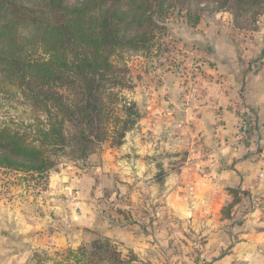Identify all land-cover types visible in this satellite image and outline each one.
<instances>
[{"label":"rangeland","instance_id":"374dc122","mask_svg":"<svg viewBox=\"0 0 264 264\" xmlns=\"http://www.w3.org/2000/svg\"><path fill=\"white\" fill-rule=\"evenodd\" d=\"M195 15L199 21L192 26L185 12L169 9L154 18L164 29L154 30L143 50L115 58L127 73L126 87L116 90L121 104L134 105L137 114L121 145L106 141L82 160L56 158L55 167L42 174L0 167V204L5 206L42 209L53 178L67 188L68 199L57 215L63 219L60 228L67 225L71 249H39L29 264H78V251L89 252L95 241L108 243L125 264H258L244 241L250 231L264 229L256 223L264 220V199L241 195L232 216H226L233 196L212 182L224 166L216 163V153L238 146L227 140L216 149L204 145L193 116L181 113L180 105L185 88L194 93L200 73L195 59L206 55L195 52L193 32L209 23L221 26L239 52L250 55L254 33L264 31V10L255 32L252 22L240 27L216 2L200 3L191 18ZM220 79L208 81L223 85ZM236 83L229 86L237 98L242 85ZM9 115L15 116L14 111ZM223 118L222 112L216 117L218 129ZM247 143L240 145H251L254 138Z\"/></svg>","mask_w":264,"mask_h":264},{"label":"trees","instance_id":"16d2710c","mask_svg":"<svg viewBox=\"0 0 264 264\" xmlns=\"http://www.w3.org/2000/svg\"><path fill=\"white\" fill-rule=\"evenodd\" d=\"M202 2H216L244 29L252 22V32L264 10V0H0V113L9 111L0 119V167L42 174L56 158L121 145L137 114L121 104L116 90L127 73L115 58L143 50L164 29L154 18L169 9L194 26ZM227 191L231 217L244 195ZM110 248L95 241L77 263L125 264Z\"/></svg>","mask_w":264,"mask_h":264},{"label":"crops","instance_id":"0c3cea01","mask_svg":"<svg viewBox=\"0 0 264 264\" xmlns=\"http://www.w3.org/2000/svg\"><path fill=\"white\" fill-rule=\"evenodd\" d=\"M223 29L209 23L193 32L195 52L206 55L194 56L199 63L200 73L195 76L194 93L185 88L181 94L184 101L180 105L181 113L186 111L193 116L196 131L203 144L210 146V149H216L222 140H227L231 146L238 131V115L231 103L234 95L229 85L236 86L235 82L240 81L241 103L256 132L254 143L248 146L239 143L236 144L237 148L218 151L216 163H223L224 166L215 173L212 182L224 191L238 188L244 197L250 194L264 199V31L254 33V43L247 50L253 52L248 55L247 52H239L237 43L229 35H224ZM257 63L259 69L251 71ZM217 77L224 81L223 85L212 81ZM220 112L224 118L218 129L216 117ZM58 179H52L51 188L40 202L42 209L28 206L31 207L28 212L20 203L12 206L0 204V264H29L30 258L39 249H71L65 230L67 225H64V229L60 228L63 219H58L57 215L62 201L68 199L67 188L59 185ZM256 223L261 227L264 220L257 219ZM245 237L246 252L258 257V264H264V229L250 231Z\"/></svg>","mask_w":264,"mask_h":264},{"label":"built area","instance_id":"2783aa9c","mask_svg":"<svg viewBox=\"0 0 264 264\" xmlns=\"http://www.w3.org/2000/svg\"><path fill=\"white\" fill-rule=\"evenodd\" d=\"M260 65L259 63L254 64L252 69H254V71H257L259 69ZM237 103H233L234 108L236 109V113L238 115V131L235 137V141L236 142H240V144H249L247 142L253 140V138L255 137V130H254V126H253V122L250 119V117L247 115L245 108H243L242 103V96L239 95L236 98V94H234L233 97ZM238 110V112H237ZM237 143H233L232 145H235Z\"/></svg>","mask_w":264,"mask_h":264}]
</instances>
